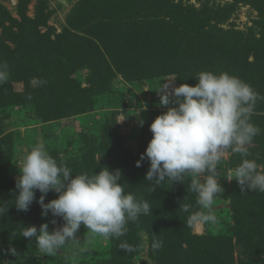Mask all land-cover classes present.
Listing matches in <instances>:
<instances>
[{
  "label": "rangeland",
  "instance_id": "obj_1",
  "mask_svg": "<svg viewBox=\"0 0 264 264\" xmlns=\"http://www.w3.org/2000/svg\"><path fill=\"white\" fill-rule=\"evenodd\" d=\"M124 1L0 0V67L6 65L4 79L13 82L9 90L24 93L11 101L0 100V201L8 202L9 207L0 217V264H67L73 255L78 257V264H197L196 253L175 241L180 240L176 232L179 229H186L193 237L205 238L207 243L203 242V247L220 258L218 264H250L251 251L244 249L235 235L242 224L233 209L237 182L228 181L230 171L241 163L240 154L229 149L218 164L223 192L212 205L214 224L189 223L190 216L197 208L200 210L196 194L189 190L190 176L186 175L183 182L165 181L153 188L145 179L149 161L145 158L137 167L152 138L150 124L167 111L160 106L161 88L172 83L168 89L171 92L173 86L181 83L176 75L165 74L163 69L152 71L150 63H138L133 56L129 62H118L109 38L99 41L90 35L96 22H99L96 29L103 25L102 29H107L111 14L125 9L121 6ZM162 1L133 0L142 4L145 18L139 16L138 21L142 24L152 18L156 22L167 20L165 16L170 15V10ZM172 1L225 13L223 23L216 26L211 23L210 27L239 34V47L248 49L245 46L252 45L264 58L263 0L261 3L257 0ZM148 7L154 10L149 12ZM170 19L175 20L174 14ZM226 39L225 44H229L230 35ZM223 50L227 52L230 47L225 45ZM216 55L217 60L209 62L219 61L221 54ZM166 58L171 60L173 56L163 53L156 62L164 64ZM203 58L205 68L207 55ZM135 65L149 74H128L126 68ZM55 68L63 73L57 81ZM184 70L183 74L187 75ZM192 81L188 85L195 86ZM254 91L262 93V87ZM65 94L69 96L63 98ZM250 122L259 132L247 145L245 158L264 166V113L254 108ZM37 143L43 144L58 162L70 167L73 175L98 174L103 167L113 172L120 170L119 182L125 191L147 200L151 212L141 215L134 223L129 222L126 235L119 240L97 235L89 242L88 230L82 224L76 233L79 245L66 246L55 256H43L34 238L21 235L23 229L31 226L39 229L41 224L48 223L51 232L64 221L51 213L42 217V209L35 202L42 195L39 191L26 212L17 210L12 201L18 192L15 185L23 157ZM57 198L58 194L50 191L44 203ZM52 220L56 223H51ZM257 231V235L264 236V230ZM166 239L170 241L167 243ZM154 241L162 246L153 249ZM124 242L133 251L121 250L120 244ZM180 245L182 251L178 250ZM228 246H233V250H227ZM9 249H15L16 255Z\"/></svg>",
  "mask_w": 264,
  "mask_h": 264
},
{
  "label": "clouds",
  "instance_id": "obj_2",
  "mask_svg": "<svg viewBox=\"0 0 264 264\" xmlns=\"http://www.w3.org/2000/svg\"><path fill=\"white\" fill-rule=\"evenodd\" d=\"M3 68L6 65L0 67V81L6 76ZM194 78L195 86L184 83L173 86L169 92L172 83H166L161 88L160 106L167 111L150 124L152 138L137 167L145 158L149 161L145 179L153 188L165 181L183 182L186 175L190 176L189 190L196 194L200 210L190 216L189 223L214 224L212 205L223 192L218 164L227 150L242 157L241 163L230 171L228 181L235 180L241 192L247 188L264 193V171L261 170L264 166L245 158L247 145L259 132L250 122L251 115L257 99L264 97H259L249 84L228 72L200 71ZM170 104L175 106L169 107ZM18 174L14 207L28 211L39 191L42 195L35 202L42 209V217L51 213L64 221L51 232L48 223L41 224L39 229L36 226L23 229L21 235L34 238L43 256H55L66 246L79 245L76 233L82 224L88 230L89 242L97 235L119 240L126 235L129 222L134 223L141 215L151 212L147 200L137 199L125 191L119 182L120 170L113 172L103 167L98 174L73 175L72 169L58 162L41 143L23 157ZM50 191L57 193L58 198L45 204L44 198ZM8 208V202L0 201V217ZM161 246L159 241L152 244L153 249ZM120 248L133 251L127 242L121 243ZM9 251L16 255L15 249ZM67 264H78V257L68 258Z\"/></svg>",
  "mask_w": 264,
  "mask_h": 264
},
{
  "label": "trees",
  "instance_id": "obj_3",
  "mask_svg": "<svg viewBox=\"0 0 264 264\" xmlns=\"http://www.w3.org/2000/svg\"><path fill=\"white\" fill-rule=\"evenodd\" d=\"M171 1H162L170 10V15L165 16L167 20L156 22L152 18V20L142 21L141 24L138 18H145L142 15V4L135 3L133 0H125L121 2V6H124L125 9L111 14L110 21L106 24L108 25L107 29H102L104 25L101 23L100 25L103 26L99 27V30L96 29V24L99 23L96 22L90 35L99 41L109 38L111 44H113L111 49L114 50V55L118 62H129L133 56L138 63H150L152 71L163 69L165 74L176 75L181 84H188L193 79L192 84L195 85L197 81L194 80L195 76L193 75L200 70L211 71L216 74L228 72L230 75H234L249 84L253 90L262 87V93H258V95L259 97H264L263 55L259 56V52L255 51L252 45L245 46L248 49L241 45L239 47V42H241L237 38L239 34L228 33L221 29L210 27L211 23L215 24V26L223 23L225 21V13L218 11L213 13L206 6L202 9H196L183 5L181 1ZM257 2L261 3V0H257ZM129 10L131 13H128ZM148 10L151 12L154 9L148 7ZM172 14H174L175 20L170 19ZM227 35L231 37L229 44H225ZM225 45L230 47L227 52L223 50ZM163 53H170L173 58L171 60L166 58L164 64H158L156 60ZM216 53L221 54L220 60L215 62V64L209 62L212 59L217 60L214 59L217 56ZM205 54L207 55L206 61H208V64L204 68L205 58L203 57ZM250 57H252V61L249 60ZM183 68H185L184 71L187 75L183 74ZM126 70H128L127 72L130 71L128 73L130 75L143 72L145 76L149 74L145 71V68L141 69L139 65H135L132 68L127 67ZM55 72V81H57L62 77L63 73L62 70L56 68ZM10 83L7 79L0 81V100L3 102H7V98L11 101L24 94L15 93L12 89L9 90V85L11 87L13 82ZM68 96L65 94L63 98ZM254 108L264 113V99H257ZM234 198L236 202L233 209L242 222L241 228L235 233L237 241L241 242V244L243 243L244 249L251 251L250 264H264V249L262 245L264 236L262 234L257 235V229L264 230V193L253 192L247 188L244 192H241V188L237 183ZM197 211H199L198 208L196 209ZM169 216L172 217L170 213ZM176 232H178L177 236L180 240L175 241L178 244H185L191 252L196 253L197 264H218L220 262V258L212 250L203 247V242L207 243L205 238L193 237L186 229H179ZM257 238L259 239L258 247L256 246ZM169 241L170 239H166L167 243ZM181 249L182 246H178V250L182 251ZM227 250H233V246H228Z\"/></svg>",
  "mask_w": 264,
  "mask_h": 264
}]
</instances>
